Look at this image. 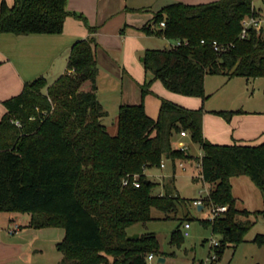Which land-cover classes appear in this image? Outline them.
Segmentation results:
<instances>
[{
  "label": "trees",
  "instance_id": "trees-1",
  "mask_svg": "<svg viewBox=\"0 0 264 264\" xmlns=\"http://www.w3.org/2000/svg\"><path fill=\"white\" fill-rule=\"evenodd\" d=\"M74 15L67 0L0 1V33L17 35L61 33L66 18ZM258 16L253 0H216L207 3L176 2L156 11L140 30L148 35L181 40L165 48H148L143 57L146 73L142 101L122 104L117 132L108 131V111L97 96L98 62L95 37L76 41L68 56V72L52 83L40 76L26 82L22 91L3 101L7 111L0 119V212H28L34 228L65 229L58 243L61 264H148L159 251L153 233L129 239L128 227L151 219V209H174L178 195L165 183L164 194H153L156 183L144 168L159 167L163 159L187 161V151L173 147V136L186 130L200 144L201 175L211 184L208 200L227 205V211L202 220L220 235L214 250L219 259L229 244L243 242L253 225L252 212L237 207L231 179L247 175L264 191V141L259 144H219L204 136L205 109L189 108L161 99L158 116H150L144 99L160 80L175 93L205 96L208 74L264 77V31L248 28L244 20ZM161 22H165L161 26ZM91 33L97 27L88 25ZM216 42L221 49H215ZM230 121L241 110H212ZM19 124H18V123ZM138 174L139 186L133 184ZM129 178V183L123 180ZM264 214V209L258 211ZM174 239L181 241L178 231ZM264 245V234L254 238Z\"/></svg>",
  "mask_w": 264,
  "mask_h": 264
},
{
  "label": "rangeland",
  "instance_id": "rangeland-1",
  "mask_svg": "<svg viewBox=\"0 0 264 264\" xmlns=\"http://www.w3.org/2000/svg\"><path fill=\"white\" fill-rule=\"evenodd\" d=\"M253 5L258 12L264 31V0H253ZM153 43L150 48H165L167 40L165 38H152ZM142 57H139L140 62ZM143 64V62H142ZM124 81H116L115 86L119 91V99L122 103L128 100L133 102L142 101L141 86L135 76L124 75ZM49 81L54 77H49ZM161 83V82H158ZM113 82L102 77L100 80V97L106 100L104 106L108 111V116L104 123L108 131L112 134L117 132V115L119 103L117 100L109 99V90L113 88ZM115 87V88H116ZM166 89L162 84H154L156 92ZM162 91V90H161ZM170 91V90H168ZM154 91L155 97L144 99V104L149 112L157 111L160 96ZM169 99L181 105L185 103L194 108L203 107L205 110H264V77L247 79L242 76L228 77L226 75L208 74L205 77V96H186L170 91ZM172 93V94H171ZM159 100V101H158ZM112 101V102H110ZM139 102V103H140ZM138 104V103H137ZM160 106V104H159ZM146 108V107H145ZM147 111V110H146ZM209 111V112H210ZM149 114V113H148ZM156 114V113H155ZM151 115V114H150ZM189 133V132H188ZM181 136L177 133L173 136V147L176 148ZM189 145L190 155L198 159L195 162L183 161L185 166L180 165V159L176 160V165L171 159H166V167L147 168V175L156 183L153 194H164L165 183L169 182V188L174 195H178L176 207L165 211L152 207L151 219L146 222H137L127 231L129 235L153 233L159 242V251L154 253V258L148 264H203L209 263L214 257L213 241L220 240V235L214 233L211 226H205L202 220L209 219L212 215L211 208L215 204L208 200L211 184L205 182L201 175L199 165L202 149L199 143L186 137L183 139ZM172 174V175H166ZM232 193L236 197L237 207L247 209L252 213L245 219L252 222L251 228L245 235L243 242L234 246L229 244L220 256V264H264V245L259 246L254 242L257 234H264V214L258 211L264 209V191L259 189L252 179L247 175L235 176L231 179ZM196 199H201L204 207L199 209L194 205ZM18 216L17 220L22 224V231L15 237H21L28 244L33 246V255L28 264H61L63 253L58 249V243L65 235V229L57 226H43L34 228L29 225L31 214L28 212H0V227L8 223V217ZM189 222V234H185V223ZM20 226V225H19ZM178 231L182 240L174 239L173 232ZM109 264L113 257L108 256ZM159 258L165 261L159 262Z\"/></svg>",
  "mask_w": 264,
  "mask_h": 264
},
{
  "label": "crops",
  "instance_id": "crops-1",
  "mask_svg": "<svg viewBox=\"0 0 264 264\" xmlns=\"http://www.w3.org/2000/svg\"><path fill=\"white\" fill-rule=\"evenodd\" d=\"M6 1L9 5L14 4V0ZM211 1L216 0H67V9L82 14L87 23L81 18L69 15L61 33L17 35L1 32L0 119L7 111L3 101L20 93L26 82L43 76L48 83H52L57 77L68 72V56L72 45L76 41L90 36L95 37L98 44L96 48L99 69L97 76L98 99L104 107L106 100L100 97V80H102V77L108 78L114 85L112 90H109V99L117 100L120 107L123 104V98L120 97L119 99L118 93L121 89L118 90L115 86L117 79L122 81L123 84L124 75L135 76L141 86L149 76H152L146 73L142 64L144 53L146 49L151 47L149 45L153 43L152 38H165L163 36L148 35L140 28L153 17L156 11L166 5L176 2L199 4ZM88 25L97 27V30L91 33ZM166 40V47L173 42ZM139 57H142V62H140ZM48 76L55 79L49 81ZM158 82L161 81L155 80L153 82L150 88L152 92L145 97V100L148 97H155V94H153L154 91L156 92L153 89L155 83L164 86L162 82ZM161 90L156 92L161 95L159 100L161 101L162 98L170 100L168 97L170 91L162 87ZM133 101L135 99L128 100L125 104L140 102V100ZM160 101L158 102L157 111L152 113L145 106L147 113L151 114L150 116L154 118L158 116ZM185 105L189 108L195 107L187 103ZM104 109L106 108L104 107ZM209 111L205 110L203 115V133L211 142L219 144H259L264 141V110L243 112L241 110V112L235 113L230 121ZM184 138L181 137L178 143L185 142L183 141ZM187 153L191 154L189 145ZM202 154L203 151L200 155L202 156ZM187 161H196L198 164V159L195 158ZM164 167H166V160ZM166 175L170 176L172 174ZM202 208L203 206L199 209ZM16 218H18L17 215L15 217L9 216L8 223L4 224V228L0 227V264H28L31 261L33 246L21 237H15L22 231V224L15 220ZM16 225H20L19 229L12 232Z\"/></svg>",
  "mask_w": 264,
  "mask_h": 264
},
{
  "label": "built area",
  "instance_id": "built-area-1",
  "mask_svg": "<svg viewBox=\"0 0 264 264\" xmlns=\"http://www.w3.org/2000/svg\"><path fill=\"white\" fill-rule=\"evenodd\" d=\"M165 25V22H161V26H164ZM255 27V29L258 31V32H261L263 30V25H262V22L261 20L258 18V17H255V16H251L249 18H246L244 20V27H243V30H242V33H241V37H246L247 33H248V28L249 27ZM183 42L181 40H176V41H173L172 45L173 46H178V45H181ZM214 45H215V49H221L220 46L214 42ZM18 123V122H17ZM19 124V123H18ZM180 136L181 137H189L190 138V135L188 133V131L186 130H183L181 133H180ZM176 148H179L180 150H183V151H187L188 150V145L185 143V142H180L177 144V147ZM180 165L183 167L184 166V162L183 161H180ZM161 167H164L165 166V159H163L161 161V164H160ZM146 168H144V172L146 174ZM123 183L124 184H128L129 183V178H125L123 180ZM133 184L135 186H139V180H138V174L134 175L133 176ZM194 205H197L198 207H201L203 205V202L201 199H196L194 202ZM228 209V206L227 205H215V206H212L211 208V212H212V215H211V219H213L214 217H216L217 215L227 211ZM190 227V224L189 222L185 223V234L188 235L189 232H188V229ZM19 229V225H16L15 226V229L12 230V232H15L16 230ZM214 243V246L218 244V241H213ZM216 256V254H214V257ZM154 258V254H149L148 257H147V261L150 262L152 259Z\"/></svg>",
  "mask_w": 264,
  "mask_h": 264
},
{
  "label": "water",
  "instance_id": "water-1",
  "mask_svg": "<svg viewBox=\"0 0 264 264\" xmlns=\"http://www.w3.org/2000/svg\"><path fill=\"white\" fill-rule=\"evenodd\" d=\"M200 208V207H199ZM128 238L129 239H137V238H139V234H132V235H129L128 236ZM165 260H164V258H159V262H164Z\"/></svg>",
  "mask_w": 264,
  "mask_h": 264
}]
</instances>
